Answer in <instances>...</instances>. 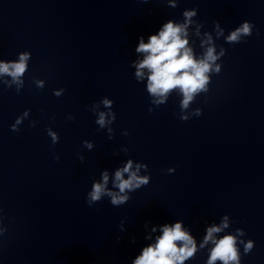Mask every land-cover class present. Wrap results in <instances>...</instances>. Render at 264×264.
Listing matches in <instances>:
<instances>
[{"label":"clouds","instance_id":"9594fccd","mask_svg":"<svg viewBox=\"0 0 264 264\" xmlns=\"http://www.w3.org/2000/svg\"><path fill=\"white\" fill-rule=\"evenodd\" d=\"M144 3L149 0H143ZM180 0H167V6L176 8ZM196 8L185 9L182 13V21L167 20L159 28L156 34L148 36V42L145 43L144 37L140 36L138 44L135 48L136 53L143 54V59L133 62L135 68L134 78L137 82L147 81L146 91L151 97L148 112L151 114L156 108L167 103L170 95L174 90L178 92L182 99L179 107L181 115L179 119L188 121L193 116L199 117L202 115V109L196 108L191 113L184 114L192 102H194L197 94L207 91L211 72H220V65L216 61L225 55V49L221 47L217 54L213 43L212 35L209 32L204 33V38L200 40V47L204 49L202 56L197 57L194 50L189 46V26L196 25V35H200V28L203 23H199L193 18L197 16ZM214 30L217 32V38L223 36L224 29L220 27L219 21H213ZM254 25L249 21L242 22L235 30H231L225 37V42L228 44H237L250 37L253 33ZM257 35L259 33L257 32ZM30 59L29 52L19 54L16 61L6 62L0 60V77H10V80H3L2 83L6 88H12L15 85L17 94L24 86L22 79L28 68ZM37 88L42 89L44 82L41 80L35 81ZM65 90H54L53 94L57 97ZM101 103L109 109L107 113L100 111L95 123L100 129L107 127L109 139H113V129L109 127L115 119L116 114L112 110L113 100L104 98ZM96 105L91 106L90 111ZM30 110H25L23 115L16 118L15 122L10 126L11 131L19 132L18 127L25 118L28 117ZM69 120H74L75 117L69 115ZM36 121L30 122V127L36 126ZM47 135L51 136L52 144L55 145L59 141L57 132H53L51 127L46 129ZM124 135H128L125 130ZM83 146L89 150L93 149L94 145L90 141H83ZM127 152V148L122 149ZM117 153H113L116 155ZM57 161L60 157H54ZM81 161L84 160L80 156ZM148 172V165L137 163L133 169V161L129 159L123 167L115 171L113 187L118 191H112L108 188L109 174L107 170L101 173V180L93 182L91 190L87 193L86 203L88 206H93L100 202L103 197L110 198L111 205L121 206L129 201L128 193L140 189L150 183L151 176L139 175L141 169ZM169 174L175 172L174 168L167 169ZM127 174V178H125ZM228 227V217L225 216L221 225H213L207 228V234L204 236L203 243L200 248H204L209 242L214 246L209 250L207 264H216L217 261L222 264H240L241 253L239 245H243L244 254H248L254 247V241L249 239L247 242L239 240V237L245 235L241 228H237L235 234L224 235L217 239L214 234L220 233ZM155 231V228H153ZM119 240V238H117ZM135 243V238L132 239ZM198 251L195 240L192 235L186 231L181 222L173 224H164L161 228V235L156 237L155 243L144 247L140 254L131 261V264H184V261L193 258Z\"/></svg>","mask_w":264,"mask_h":264}]
</instances>
